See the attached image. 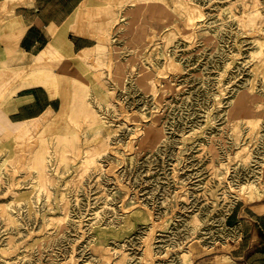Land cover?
Wrapping results in <instances>:
<instances>
[{
  "label": "rangeland",
  "instance_id": "1",
  "mask_svg": "<svg viewBox=\"0 0 264 264\" xmlns=\"http://www.w3.org/2000/svg\"><path fill=\"white\" fill-rule=\"evenodd\" d=\"M61 28L0 51V264H212L264 203V0L86 1ZM36 85L54 110L11 124Z\"/></svg>",
  "mask_w": 264,
  "mask_h": 264
},
{
  "label": "crops",
  "instance_id": "2",
  "mask_svg": "<svg viewBox=\"0 0 264 264\" xmlns=\"http://www.w3.org/2000/svg\"><path fill=\"white\" fill-rule=\"evenodd\" d=\"M86 1L119 5L129 0H18V3L0 0V51L6 49L7 36L11 35L20 51L36 57L53 54L65 34L61 27ZM89 40L86 35H77L75 42H69L78 53L92 48ZM54 103L51 91L48 93L36 85L20 89L1 104L9 122L22 125L53 111ZM228 221L232 227L239 228V233L213 250L212 264H264V203H240L232 209Z\"/></svg>",
  "mask_w": 264,
  "mask_h": 264
},
{
  "label": "bare ground",
  "instance_id": "3",
  "mask_svg": "<svg viewBox=\"0 0 264 264\" xmlns=\"http://www.w3.org/2000/svg\"><path fill=\"white\" fill-rule=\"evenodd\" d=\"M92 49H93V48H90V49H86V50H84V51H85V52H88V51H90V50H92ZM51 90H52V89H51ZM52 91H53V90H52ZM51 95L54 96V94H53L52 92H51ZM62 111H63V113H64V110H62ZM50 113H52V111L49 112V113L44 114V115L41 117L42 119H41V118H40V119H41V120H43V119L45 120V118L47 117V115L50 114ZM47 120H48V119H47Z\"/></svg>",
  "mask_w": 264,
  "mask_h": 264
}]
</instances>
